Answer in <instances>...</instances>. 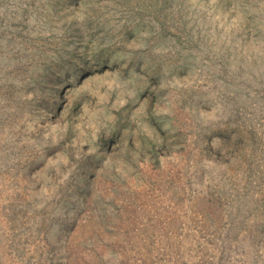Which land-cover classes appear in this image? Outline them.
Listing matches in <instances>:
<instances>
[{
	"label": "rangeland",
	"instance_id": "rangeland-1",
	"mask_svg": "<svg viewBox=\"0 0 264 264\" xmlns=\"http://www.w3.org/2000/svg\"><path fill=\"white\" fill-rule=\"evenodd\" d=\"M0 264H264V0H0Z\"/></svg>",
	"mask_w": 264,
	"mask_h": 264
}]
</instances>
